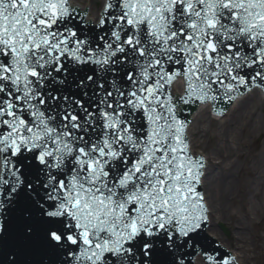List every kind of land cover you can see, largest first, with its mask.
<instances>
[{
    "label": "snow or ice",
    "instance_id": "obj_1",
    "mask_svg": "<svg viewBox=\"0 0 264 264\" xmlns=\"http://www.w3.org/2000/svg\"><path fill=\"white\" fill-rule=\"evenodd\" d=\"M96 7L0 0V264H237L187 116L264 92V0Z\"/></svg>",
    "mask_w": 264,
    "mask_h": 264
},
{
    "label": "bare ground",
    "instance_id": "obj_2",
    "mask_svg": "<svg viewBox=\"0 0 264 264\" xmlns=\"http://www.w3.org/2000/svg\"><path fill=\"white\" fill-rule=\"evenodd\" d=\"M188 135L193 152L207 160L201 188L210 209L207 233L228 247L237 264H251L252 257L264 260V94L257 90L240 98L223 117L195 108ZM256 137L263 141L254 146ZM196 146L211 149L206 155ZM222 224L234 235L233 244ZM250 226L259 230L251 237Z\"/></svg>",
    "mask_w": 264,
    "mask_h": 264
},
{
    "label": "water",
    "instance_id": "obj_3",
    "mask_svg": "<svg viewBox=\"0 0 264 264\" xmlns=\"http://www.w3.org/2000/svg\"><path fill=\"white\" fill-rule=\"evenodd\" d=\"M98 2L100 4V6L102 7L104 0H98ZM71 3L74 4V5H77V6L81 7V8H83L85 6H88L89 11H88L87 19L88 20H95L96 14L99 11V8L96 7L97 0H71ZM177 88H179V85H177ZM190 118H191V115H190ZM199 154H201V153H199ZM208 225H209V222H208ZM205 232L207 233L206 227H205ZM208 236L212 237V234L211 235H208ZM212 238H214L215 241L217 243H219L218 244L219 246H223L221 244V242H218L217 237H212ZM225 248L227 250H229L228 247H225ZM193 264H202V260H201L200 255H197L195 257V261H194Z\"/></svg>",
    "mask_w": 264,
    "mask_h": 264
},
{
    "label": "rangeland",
    "instance_id": "obj_4",
    "mask_svg": "<svg viewBox=\"0 0 264 264\" xmlns=\"http://www.w3.org/2000/svg\"><path fill=\"white\" fill-rule=\"evenodd\" d=\"M218 122L217 121H213V124L212 125H215L216 126V124H217ZM256 140H257V142L256 143H254V146L255 145H259V143H262V141H263V138H259V137H256ZM211 146H208L207 148H203V147H199V146H196V147H193L194 148V150H200V151H202V152H204V154H208V150H210L211 148H210ZM263 224H264V220H263ZM223 226H225L226 227V231H227V234L222 230V232H223V234H224V237H225V239L226 240H228L229 242H233V239H234V235L232 234V232H231V230H229V228H227V225L225 224H222ZM257 228H252V226H250V228H249V231H248V236L249 237H251L252 236V234L254 233V232H259V230H256ZM262 232V231H261ZM233 244V243H232ZM230 245V244H229ZM253 256V255H252ZM255 261V262H254ZM251 264H264V260L263 259H261V258H258V257H252V259H251Z\"/></svg>",
    "mask_w": 264,
    "mask_h": 264
}]
</instances>
